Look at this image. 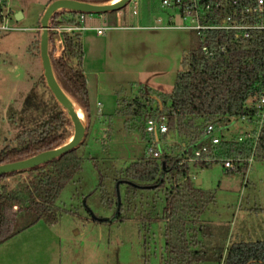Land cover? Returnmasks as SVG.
Masks as SVG:
<instances>
[{"label":"rangeland","instance_id":"obj_1","mask_svg":"<svg viewBox=\"0 0 264 264\" xmlns=\"http://www.w3.org/2000/svg\"><path fill=\"white\" fill-rule=\"evenodd\" d=\"M140 1L131 0L112 13L83 14L82 25L88 30L80 32L81 70L89 123L84 114L86 135L76 151L81 170L60 191L52 217L34 221L25 214L19 219V228L25 229L0 248L4 264H164L163 189L132 190L127 195L120 182L123 170L143 158L149 145L135 108L128 104L145 89L170 93L183 53L200 39L194 31L164 29L182 23L159 6L156 14L145 16ZM49 4V0H7L0 6V16L8 13L10 28L0 30V151L47 117L40 108L41 102L50 101V92L41 68L39 22ZM17 12L23 15L19 21L14 19ZM68 15L63 17L78 23L80 15ZM93 28L106 30L97 36ZM54 47L57 58L60 53ZM216 126L223 127L220 136L234 140L237 127L244 125ZM161 150L176 155L182 150L180 139L167 133ZM190 175L214 196L199 217L209 228L210 236L204 240L209 255L220 250L224 255L234 244L264 241V160L254 159L247 174L229 173L216 163L204 168L191 165ZM26 179L27 174L20 173L1 183L10 190Z\"/></svg>","mask_w":264,"mask_h":264},{"label":"trees","instance_id":"obj_2","mask_svg":"<svg viewBox=\"0 0 264 264\" xmlns=\"http://www.w3.org/2000/svg\"><path fill=\"white\" fill-rule=\"evenodd\" d=\"M53 1L49 0V3ZM74 1L102 5L114 0ZM140 2L145 15L151 12L156 14L158 6L162 9V0L158 4L155 0ZM66 13L68 16L77 15L58 12L50 19L49 26L75 23L74 19L63 17ZM48 34L51 47L49 56L55 78L62 90L86 115L88 124L87 88L81 70V34H61L62 51L57 58H54V43L58 36L54 32ZM202 46L211 51L212 57L203 54ZM221 47L224 52L220 51ZM263 92L264 32L240 40L232 34L213 31L206 33L203 43L199 41L194 48L183 53L181 69L170 93H155L145 89L138 98L130 100L128 106L135 108L144 137V123L148 119L164 116L168 133H174L180 139L181 149L187 148L190 151V147L206 141L203 131L207 125H228L244 116L251 117L253 106ZM49 97L50 101L41 102L40 105L41 114L47 117L20 133L10 146L0 151V165L52 150L70 137L68 118L51 93ZM251 145L250 141L244 144L224 141L217 150L224 157H231L238 152L246 157L250 154ZM77 149L47 164L0 177V246L25 229L18 225L23 215L33 216L34 221L52 217L60 191L80 173L82 159L76 154ZM161 154L159 159L152 158L146 146L143 158L130 163L123 170L120 182L125 184L127 195L132 190L163 189L164 264H203L211 260L221 264L264 263V241L234 244L224 255L223 250L217 254H208L204 240L210 236L209 228L199 221V217L214 200V196L192 181L189 176L190 166L177 167L181 152L170 155L161 150ZM254 158L264 160V122ZM199 166L204 168L210 165ZM235 172H244V167ZM20 173H26L27 179L19 182L15 188L8 190L1 183ZM120 208L118 204V212Z\"/></svg>","mask_w":264,"mask_h":264},{"label":"built area","instance_id":"obj_3","mask_svg":"<svg viewBox=\"0 0 264 264\" xmlns=\"http://www.w3.org/2000/svg\"><path fill=\"white\" fill-rule=\"evenodd\" d=\"M6 1L0 0V6ZM161 8L171 10L174 14L173 19L176 16L178 21L182 23L181 25L168 26L164 29L194 31L201 43L204 42L207 32L217 31L232 34L240 40H247L252 34L264 32V0H162ZM7 15L8 13H5V17L0 16L1 31L10 29L6 26ZM170 20H172L171 17ZM82 23H84V15L79 16L77 24H59L51 27L48 24V32H54L58 36L54 43L58 50L57 54L62 51L61 34L88 30ZM93 29L97 36H101L104 30H106L103 28ZM220 51L224 52V48L221 47ZM202 52L212 57L211 51L206 46H202ZM253 108L254 113L251 117L244 116L227 125H244L243 127H237L238 133L237 137L233 138L234 140L229 137L220 136V130L223 127L218 128L213 124L207 125L203 131L206 141L199 146L190 147V151L187 148H183L180 151L181 157L177 163V167L219 163L228 172H235L244 167L243 173L247 174L255 159L254 151L264 122V92L259 96ZM167 133L168 125L166 117L163 116L146 121L145 134L149 137L147 150L152 158L159 159L161 157L163 136ZM231 140L238 144L250 141L252 143L250 154L244 157L241 152H238L231 157L220 156L217 147L222 142H229Z\"/></svg>","mask_w":264,"mask_h":264},{"label":"water","instance_id":"obj_4","mask_svg":"<svg viewBox=\"0 0 264 264\" xmlns=\"http://www.w3.org/2000/svg\"><path fill=\"white\" fill-rule=\"evenodd\" d=\"M131 0H119L114 4H88L83 2H78L74 0H55L51 2L47 8L44 10L43 15L40 19V42H39V55L41 61V68L43 71V76L45 79L46 86L51 93L53 99L58 104V106L62 109V111L66 114L68 120L72 125V135L67 142L56 147L52 150H48L42 153H39L35 156L27 158L22 161H17L8 164L0 165V177L18 173L22 171H26L29 169H33L35 167L47 164L63 155L70 153L76 150L82 143L85 138L86 126H85V116L83 111L79 108V106L62 90L59 86L53 69L51 65V60L48 51V43H49V34H48V24L50 19L54 16V14L58 12H71L76 14H106L119 11L129 4ZM113 2V1H112ZM23 18L21 12H17L14 15L15 21H19ZM72 102L80 109L83 115V123L81 122L77 111L72 105Z\"/></svg>","mask_w":264,"mask_h":264},{"label":"bare ground","instance_id":"obj_5","mask_svg":"<svg viewBox=\"0 0 264 264\" xmlns=\"http://www.w3.org/2000/svg\"><path fill=\"white\" fill-rule=\"evenodd\" d=\"M117 1H119V0H114V1L111 2L110 4H114V3H116ZM72 105H73V107L75 108V110L77 111L78 116H79L81 122L83 123V122H84V121H83V115H82L80 109H79V108L75 105V103H73V102H72Z\"/></svg>","mask_w":264,"mask_h":264},{"label":"crops","instance_id":"obj_6","mask_svg":"<svg viewBox=\"0 0 264 264\" xmlns=\"http://www.w3.org/2000/svg\"><path fill=\"white\" fill-rule=\"evenodd\" d=\"M145 16H146V15H145ZM145 16H144V17H145ZM144 17H142L140 20H141V21H144V19H145ZM168 139H169V138H168ZM168 141H169V140H168ZM170 141H174V140H170ZM174 143H176V141H174ZM189 176H191V175H189ZM190 178H191V177H190ZM200 184H201V182H200L199 180H196V185H200ZM18 236H20V235H17V237H18ZM6 244H7V242H5L4 244H2L1 246L6 245ZM1 246H0V248H2ZM2 253H3L2 255H4V252H2ZM0 254H1V253H0ZM12 257H14V256H12ZM0 261H1V260H0ZM1 263L4 264L3 261H1Z\"/></svg>","mask_w":264,"mask_h":264}]
</instances>
